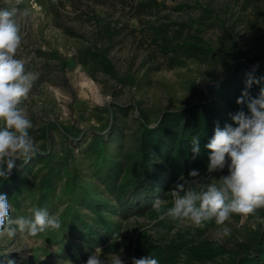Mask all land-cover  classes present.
Masks as SVG:
<instances>
[{"label":"trees","instance_id":"obj_1","mask_svg":"<svg viewBox=\"0 0 264 264\" xmlns=\"http://www.w3.org/2000/svg\"><path fill=\"white\" fill-rule=\"evenodd\" d=\"M138 4L148 8L159 5L157 0H141ZM201 8L196 28L201 24L218 25L224 36L218 49L209 45L197 30L193 33L176 30L170 34L166 23L150 26L159 48L171 53L178 63L187 58L208 57L207 54L217 61L224 59L225 62L220 61L224 75L199 88L197 101L163 109L153 121L139 104L113 101L104 106V112L108 113L105 134L87 135L83 130L73 131L45 122L29 130L39 145L38 153L28 164L17 161L8 179L0 178V193L7 194L14 209L13 218L26 216L22 209L27 198L32 208H46L51 214L54 195L60 188L57 201L61 209L57 216L61 228L53 232L59 237L56 243L61 245L59 257L66 261L85 259L96 247L105 254L124 247L132 257L151 254L159 264H264V208L247 216L260 219L254 228L246 224L241 229L229 224L231 234L218 241L204 237L202 227L177 228L171 218L164 216V211L172 206L170 190L179 177L183 175L187 179L191 170H207L209 150L205 145L215 128H223L226 123L236 127L230 114L248 113L246 104L236 103L244 89L246 74L258 65L255 76L264 77V0L241 1L240 14L233 24L239 22L245 28L247 38L243 44L233 37L234 25H226L212 9ZM91 18L97 24L95 32L86 39L87 44L78 46L70 59L61 60V67L80 64L102 72L123 87L135 86L134 76L119 73L109 56L120 25L115 20H101L98 15ZM66 31L73 33L69 28ZM261 87L264 82L253 85L252 97H258ZM135 111L137 115L133 118L137 126L128 133L126 121ZM52 130L60 131L58 148L53 147ZM193 136H199L201 149L195 158L191 152ZM77 142L83 146H74ZM82 157L89 160L86 167L92 170V177L102 188H86L77 162ZM63 196L66 200L62 202ZM157 198L164 202L159 213L153 208ZM130 216H147L153 228L173 232L158 242L141 228L128 242L120 243L123 223ZM231 218L238 222L240 215L233 214ZM206 223L221 230L222 226L214 219ZM5 256L0 254V261ZM12 257L7 255L9 259Z\"/></svg>","mask_w":264,"mask_h":264},{"label":"rangeland","instance_id":"obj_2","mask_svg":"<svg viewBox=\"0 0 264 264\" xmlns=\"http://www.w3.org/2000/svg\"><path fill=\"white\" fill-rule=\"evenodd\" d=\"M241 1L157 0L158 6L148 8L145 4L137 5L141 0H20L18 4L16 0H11V3L0 0V8L15 6L18 9L22 43L15 58L22 59L25 70L37 76L27 99L22 101L20 107L32 121V129L45 122H53L91 135L93 132H107L104 122L108 113L104 112V106L113 101L124 105L139 104L149 115L150 121L156 119L163 109L195 102L198 100L199 88L224 75L225 70L220 64V61L225 62L224 59L217 61L211 54H207L208 57L187 58L178 63L171 58V53H165L159 48L150 26L168 23L165 27L170 34L176 30L187 33L197 30L209 45L218 49L224 38L218 25L201 24L196 28L198 25L195 21L201 7H207L217 14V18L225 20L226 25H234L233 37L243 44L246 43V30L239 22L233 24L237 14H240ZM25 9L29 12L27 17L21 15ZM92 15L100 16L101 20H115L120 25V32L113 40L109 56L119 73L134 76L135 86L123 87L102 72L91 71L80 64L64 69L61 67V60L70 59L78 46L87 44L86 39L95 32L97 24L91 18ZM66 28L73 33H68ZM133 114L130 113L126 121L128 133L137 126L133 118L137 111ZM51 134L53 147L58 148L60 131L52 130ZM81 144L77 142L74 146H83ZM88 161L87 157L77 161L83 183H86V188L100 189L102 184L92 177V170L86 167ZM199 173L205 182H212L213 178L228 175V169L226 166L223 171L209 174L203 170ZM60 196L59 188L50 208L52 215H57L61 209L60 201H57ZM65 200L63 196L62 202ZM31 209L30 198H27L23 202V214L29 216ZM173 221L177 228L191 227L190 224ZM259 221L240 215L238 222L231 218L225 223L228 227L233 224L242 229L246 224L254 228ZM123 224L118 239L123 244L141 228L147 230L149 236L158 242L173 232L153 228L147 216H130ZM202 228L204 237L216 241L223 239L220 229L207 223ZM57 238L58 235L51 229L37 237L18 234L12 240L3 238L0 239V254L13 255L10 259L16 264H86L91 253L78 262L59 257L61 245L56 243ZM110 253L120 254L124 264H131L132 256L127 254L124 247L115 252L103 253V256L107 257Z\"/></svg>","mask_w":264,"mask_h":264},{"label":"clouds","instance_id":"obj_3","mask_svg":"<svg viewBox=\"0 0 264 264\" xmlns=\"http://www.w3.org/2000/svg\"><path fill=\"white\" fill-rule=\"evenodd\" d=\"M17 13L15 6L0 8V178L5 180L17 161L28 164L39 151L38 143L29 134L33 123L20 107L37 76L25 70L22 59L15 58L22 43ZM21 15L27 17L28 10ZM257 67L246 74L244 89L236 101L240 105L246 104L248 113L230 114L237 126L227 123L223 128L217 126L205 145L209 150L207 172L223 171L227 166L228 175L213 178L212 182H205L198 170H191L187 179L180 176L170 190L172 206L164 211V216L197 228L214 219L222 226L221 235L228 237L231 230L225 222L230 221L233 214L248 216L256 209L264 208V87L260 88L258 97L250 94L253 85L264 82V77L255 76ZM200 151L199 136H193V158ZM163 203L157 198L153 202L154 210L161 212ZM12 211L7 194L0 193V239L12 240L18 234L37 237L46 230L61 228L59 217L50 214L46 208L33 207L31 215L15 218ZM0 264L16 262L6 255ZM86 264H124V261L117 253L105 257L103 249L96 247ZM131 264H159V260L148 254L132 257Z\"/></svg>","mask_w":264,"mask_h":264}]
</instances>
